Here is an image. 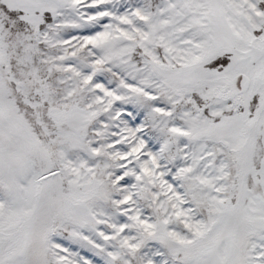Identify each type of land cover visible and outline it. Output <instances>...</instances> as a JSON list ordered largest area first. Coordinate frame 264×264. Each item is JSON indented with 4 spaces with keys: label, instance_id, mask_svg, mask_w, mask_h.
<instances>
[{
    "label": "snow or ice",
    "instance_id": "1",
    "mask_svg": "<svg viewBox=\"0 0 264 264\" xmlns=\"http://www.w3.org/2000/svg\"><path fill=\"white\" fill-rule=\"evenodd\" d=\"M0 264H264V0H0Z\"/></svg>",
    "mask_w": 264,
    "mask_h": 264
}]
</instances>
